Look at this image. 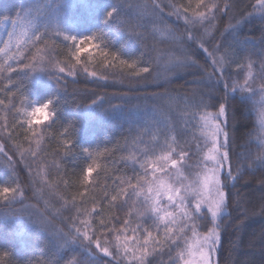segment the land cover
Here are the masks:
<instances>
[{
	"label": "snow or ice",
	"instance_id": "obj_1",
	"mask_svg": "<svg viewBox=\"0 0 264 264\" xmlns=\"http://www.w3.org/2000/svg\"><path fill=\"white\" fill-rule=\"evenodd\" d=\"M248 9L238 11L236 0H195L194 7L192 0L187 6L172 0H50L46 5H21L14 19L4 16L12 31L0 47L5 61L0 76L7 81L0 88L5 94L0 106L8 100L7 111L14 113L10 124H0V167L6 176L0 179V227L11 232L8 243L27 246L26 238L34 236L56 252L66 249L53 264H61L68 252L73 255L67 264H221L222 251L227 252L223 264H242L233 259L234 248H225L224 239L235 236L252 216H264V138H254L255 122L242 134L235 124L239 104L249 115L255 111L264 129V28L257 38L243 34L240 27L256 12L264 21V0H254ZM97 13L99 21L86 34L77 30V23H87ZM224 21L228 27L222 30L218 22ZM90 65L117 69L112 75L123 88L112 98L85 93L91 103L81 106L89 120L118 117L129 125L122 144L103 149L109 161L121 153L112 162L122 167L106 176L111 189L104 187L102 200L109 212L118 210L123 216H106L95 198L91 209L77 205L76 196L66 200L55 183L35 179L31 164L19 166L37 156L32 137L43 133L37 134L35 127L50 120L44 126L51 129L60 120L69 78L82 73L109 79L108 73L97 77L96 71L89 72ZM181 72L192 77L185 79L191 87L168 90L173 80L166 77L179 79ZM49 87L53 91L47 99L33 101V90ZM160 88L165 91L156 90ZM79 131L75 124L63 127L65 146ZM21 138L28 149L14 143ZM237 139L245 144H237ZM234 144L243 150L234 151ZM82 151L88 158L93 155L90 148ZM52 166L59 170L55 162ZM99 167L93 160L86 168L85 184ZM20 172L38 198L29 206L32 211L15 209L25 203ZM245 175L258 183V197L237 190ZM41 182L43 186L36 187ZM45 195H56L63 207L75 210L61 216L62 226L53 223L49 200L41 210L39 198ZM98 231L109 232L114 242L110 245L107 237L102 242ZM260 244L264 252V231Z\"/></svg>",
	"mask_w": 264,
	"mask_h": 264
},
{
	"label": "trees",
	"instance_id": "obj_2",
	"mask_svg": "<svg viewBox=\"0 0 264 264\" xmlns=\"http://www.w3.org/2000/svg\"><path fill=\"white\" fill-rule=\"evenodd\" d=\"M31 1L32 0H0V28L6 24L4 16H10L14 19L15 13L19 10L20 6H27L31 4ZM172 2L185 6L188 4V0H172ZM236 2L238 4V11H243L248 9V5L254 3V0H236ZM192 4L194 7L195 0H192ZM248 11L252 10L248 9ZM99 19L100 14L97 13L91 21L87 23H77L76 28L79 32L86 34V32L91 29L92 25L98 22ZM218 26L221 27L222 30L226 29L228 27L227 21L218 22ZM240 27L243 34L258 38L261 34V29L264 28V21H261L259 12H256L254 17L250 18L247 24H241ZM157 38L159 39V36ZM160 46L164 47L165 45ZM205 46L207 47V45ZM135 48L136 45L132 44L130 50L134 51ZM209 51H211L210 48ZM24 53L27 54V49H24ZM33 54H35L34 50ZM59 58L64 59L65 57L61 55ZM0 63H4V61L0 59ZM8 63H12V61ZM200 63H204V60L200 59ZM91 71H96L97 77L108 73L109 79L104 81L102 79L93 78L90 75L85 76L82 73L78 74L75 78H69L66 93L64 97H62L59 105L60 120L51 129L46 130L44 126L50 123V120L44 121V123L35 127L37 134L43 133L42 136L38 135L37 137H32V148L37 152V156L35 158L29 156L27 160L21 161L19 166L23 167L25 164H31V174L35 179L41 181V178H46L49 182L55 183L57 185V191L66 200H70L72 196H76L77 205L82 204L84 208L91 209L93 206L91 201L95 198L97 200V208L104 207L106 216L110 217L114 214L123 216V213L118 210L109 212L107 210V204L102 200L104 187L107 186L109 190L111 189V182L106 181V176H112L114 174V169H120L122 167L118 162H112L118 161L121 153H117L112 157V161H109L105 158L103 149H111L117 141L122 144L123 138L128 135L129 125L118 117H101L95 120H89L81 108L83 104L91 103V99H88L87 96H91L93 92L112 98L118 96L123 91V88L120 83V78L112 75V73L118 71L117 69H105L97 65H90L89 72ZM163 71L164 69L162 67L161 72L163 73ZM180 76L181 78L179 79H174L173 76L166 77L167 79L173 80V82L167 86L168 90H185L191 87V85L185 84V79L191 80L192 77L185 76L183 72L180 73ZM164 78L165 77L162 75L161 82ZM73 80L75 82H73ZM5 86H7V81L4 76H0V88ZM156 90L163 92L165 88ZM52 91L53 89L51 87L40 92L33 90L32 99L33 101H43L47 99ZM149 91H152V89H149ZM85 93H87V96ZM17 95H19L18 92ZM4 98L5 94L0 93V99ZM112 102L120 103L119 100H113ZM8 106V100H5L4 106H0V124H10L14 118V113L7 111ZM19 106L20 105L17 104V107ZM104 107L108 108L109 105L105 103ZM236 107L238 111L235 124L239 128L240 134L247 132L253 127L255 122L256 131L254 133V138L258 137L259 128L255 112L249 115L246 107L239 104H237ZM20 122L23 121L20 119ZM68 124H75L80 131L79 134L73 136L68 141L67 146H65L64 137L61 133L63 132V127L68 126ZM9 131H11V129H9ZM197 135H199V132H197ZM37 139L40 140L39 149L36 148ZM74 141H78L79 143L74 144ZM0 143H3V141H0ZM14 143L22 144V150L28 149L29 147L27 143H23L22 138L20 140H14ZM255 143H259V141L255 140ZM237 144L244 145L245 141L237 139ZM252 146L254 147V145ZM83 148L91 149L93 153L91 158H88L87 154L82 151ZM98 149L100 150L99 153L97 152ZM233 150L242 151L243 149L238 148L236 144H234ZM5 151L8 152L9 156L12 155V150L7 146ZM17 159L18 154L16 157H13L14 161ZM3 160V154H0V165L3 164ZM93 160H95L100 167L92 173L91 183L85 184L83 182V174L86 168L93 163ZM53 162L59 165V170L52 166ZM105 169L107 171H105ZM37 173H39V175H36ZM19 178L22 182L25 203L24 205L16 204L15 209L18 212L23 211L25 208L32 211L34 209H31L29 206L37 204L38 198L34 195V190L29 188L28 178L25 176L24 172L19 173ZM0 179H6L2 167H0ZM61 181L64 183H61ZM97 184H99L100 187H96ZM245 184L250 185V187H241ZM42 186V182L36 184V187ZM258 188L259 185L255 182L252 175H245L237 184V190L250 193L256 197L260 194ZM46 199L49 200L47 211L51 213L52 216L56 217L53 223L58 226H62L60 224L61 216L66 217L69 214L75 213L74 209L70 212L68 208L63 207V200L59 199L56 195L51 197L45 195L43 198H39L41 210L45 208L44 201ZM57 210H59V214ZM233 215H235V213ZM2 220L3 217H0V221ZM262 231H264V216L257 214L241 225L235 236H226L224 239V246L225 248H234L235 251L232 253L233 259L242 262V264H248L249 261L251 264H264V252L261 251L260 244ZM97 235L101 236L102 242L104 238L107 237L110 245L115 240V237L106 231L103 235L98 231ZM10 237L11 232L0 227V253L3 251L9 252L8 256H0V264H53V261L59 259L60 255L66 251V249H61L59 252H56L47 242L41 245L40 241L34 236L26 238L27 246L18 242L15 247H12L8 243V239H6ZM229 240L232 241L231 245L228 243ZM54 252L56 253L55 255L53 254ZM72 255L73 253L68 252L61 260V264H67ZM226 255L227 252H221V264H223Z\"/></svg>",
	"mask_w": 264,
	"mask_h": 264
},
{
	"label": "rangeland",
	"instance_id": "obj_3",
	"mask_svg": "<svg viewBox=\"0 0 264 264\" xmlns=\"http://www.w3.org/2000/svg\"><path fill=\"white\" fill-rule=\"evenodd\" d=\"M32 3H36L38 5H41V4L46 5V4L50 3V0H32L31 4ZM11 31H12V28H11V25L9 23L4 24L0 28V47H3L4 42H7V40H8L7 33L11 32ZM17 32H19V29L17 30ZM0 59L2 61H4L2 54H0ZM8 62H10V61H8ZM255 116H256V113H255ZM21 121H23V118H21ZM256 121H257V116H256ZM257 124H258V122H257ZM258 128H259L258 137L264 138V129H261L259 124H258Z\"/></svg>",
	"mask_w": 264,
	"mask_h": 264
}]
</instances>
